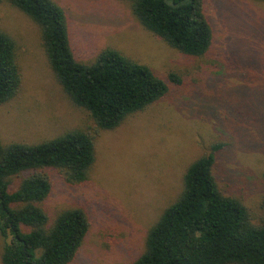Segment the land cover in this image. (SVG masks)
<instances>
[{
	"label": "rangeland",
	"instance_id": "1",
	"mask_svg": "<svg viewBox=\"0 0 264 264\" xmlns=\"http://www.w3.org/2000/svg\"><path fill=\"white\" fill-rule=\"evenodd\" d=\"M65 11L72 48L89 64L114 48L157 76L182 80L165 98L96 135L89 179L53 184L40 206L50 226L69 209L84 210L91 227L70 264H133L149 230L184 189L188 166L222 145L214 175L221 191L243 202L259 224L264 200V2L206 0L213 46L204 58L180 53L147 31L123 0H54ZM0 29L18 45L19 94L0 105V141L37 144L72 130L95 134L89 114L65 94L49 65L42 30L0 0ZM164 79V78H163ZM26 175L12 180L11 191ZM6 240L0 235V264Z\"/></svg>",
	"mask_w": 264,
	"mask_h": 264
},
{
	"label": "trees",
	"instance_id": "2",
	"mask_svg": "<svg viewBox=\"0 0 264 264\" xmlns=\"http://www.w3.org/2000/svg\"><path fill=\"white\" fill-rule=\"evenodd\" d=\"M42 30L49 65L65 94L84 109L95 134L72 130L37 144L0 141V235L7 241L2 264H70L91 227L79 208L63 211L53 223L40 206L53 184L47 169L62 171L68 183L89 179L96 161L100 131L120 127L145 111L182 80L171 73L157 76L148 66L121 51L106 48L85 64L75 57L68 18L54 0H6ZM155 37L180 53L204 58L214 33L206 0H123ZM264 2V0H257ZM22 86L18 45L0 29V105L15 98ZM222 145L192 162L184 189L148 233L146 248L133 264H264V200L259 224L242 201L225 195L214 175ZM26 175L11 191L12 180Z\"/></svg>",
	"mask_w": 264,
	"mask_h": 264
}]
</instances>
